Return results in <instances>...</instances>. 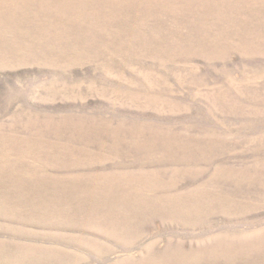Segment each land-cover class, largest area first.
I'll use <instances>...</instances> for the list:
<instances>
[{
	"label": "rangeland",
	"instance_id": "obj_1",
	"mask_svg": "<svg viewBox=\"0 0 264 264\" xmlns=\"http://www.w3.org/2000/svg\"><path fill=\"white\" fill-rule=\"evenodd\" d=\"M0 264H264V0H0Z\"/></svg>",
	"mask_w": 264,
	"mask_h": 264
}]
</instances>
